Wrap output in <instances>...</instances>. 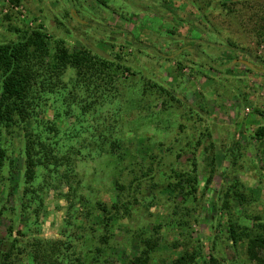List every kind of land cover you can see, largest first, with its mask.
Wrapping results in <instances>:
<instances>
[{"label": "rangeland", "instance_id": "374dc122", "mask_svg": "<svg viewBox=\"0 0 264 264\" xmlns=\"http://www.w3.org/2000/svg\"><path fill=\"white\" fill-rule=\"evenodd\" d=\"M33 29L48 34L52 53L61 45L78 59L89 51L109 61L111 78L85 84L70 66L59 88L30 101L29 123L5 135L0 261L15 236H35L45 255L29 248L15 264H75L81 254L83 264H132L147 248L143 238L151 240L149 264H177L185 252L195 254L188 264H211L212 255L218 264H259L245 240L230 237L229 221L255 232L264 223V137L256 136L264 126V64L248 57L264 60V0H0V43ZM205 37L214 45L201 43V55ZM228 42L243 51L218 47ZM29 131L70 158L68 178L37 161V177L25 184ZM173 170L197 176L193 194L186 182L175 190ZM128 172L142 201L130 215L115 213L102 241L96 202L112 204L116 180L128 181ZM26 187L37 192H28L23 209ZM70 241L77 249L67 248Z\"/></svg>", "mask_w": 264, "mask_h": 264}, {"label": "trees", "instance_id": "16d2710c", "mask_svg": "<svg viewBox=\"0 0 264 264\" xmlns=\"http://www.w3.org/2000/svg\"><path fill=\"white\" fill-rule=\"evenodd\" d=\"M150 8H153L155 13L158 15H164L165 17L173 19V21H177V25L179 26H181V24H185L192 30H196V32L201 33L200 37L203 35V30L199 26L189 23L181 16L172 14L167 16L164 13H161L162 10L158 9V6L155 5H152ZM48 38V34L42 32L41 30L33 29L22 40L0 43V185L3 182L2 170L9 158V149L6 146L5 135L9 134L14 126L22 123L27 125L29 123L28 108L29 103L33 98L41 96L43 94L41 91L46 92L49 89L59 88L63 84L62 74L67 68H70V66H73L77 70V79L79 81L81 79V81L85 84L93 83L97 81L98 78L102 79V75L104 77L111 78L110 74H107L106 71H104V69L107 68V65H110L109 61L104 58L97 57L89 51L79 53L81 57L78 59L74 52L69 51L61 45H58L56 52L52 53L48 47ZM189 40L195 41L196 44L195 38L194 40L192 38ZM202 40L197 48V52L201 55L204 54L200 48L202 45L201 43H205L210 46L214 45L210 43L206 37L202 38ZM218 43L220 44V42ZM218 47H222L221 49L227 53L243 51V49L238 47L233 42H228L223 45L221 44V46L219 45ZM248 57L253 61H258V63L264 64V60H260L257 56L253 57L248 55ZM225 61H223V64L226 63ZM97 75H100V77H97ZM40 78L44 79L41 80ZM108 81L110 80L108 79ZM150 86L156 89L162 87V85L157 82H152ZM163 91L169 95H174L171 90L165 89ZM171 97L174 98V96ZM82 102L83 100L81 103ZM87 103L88 102H86L84 106H93L90 103ZM32 135L33 134L30 131L27 133V142L25 147V184L30 183L37 177L36 170L39 165L38 162L43 163L47 167H49V165H53L57 175L59 174L58 178H60V176L64 179L65 177L68 178L71 172L70 158L66 155H64V157L63 155L59 156L58 153L56 154L51 143L38 139ZM256 136L258 138L264 137V126H261L256 130ZM112 145L120 146V144L116 141H113ZM38 146L42 149V156H40L41 151L37 153ZM37 154H39L40 157L38 156L37 158ZM192 165L194 171L196 169V163L193 162ZM172 172L174 174L173 177L177 180L174 185L175 190L178 189V186L183 182H186L190 188L188 193L193 194L195 192L198 179L194 173L192 174L175 170ZM131 174H133V172H128L124 178L122 177L123 179L128 180L126 182L121 179L116 180L115 184L118 193L112 204H109L108 201L103 198H100L96 202L98 206L97 209L101 213L106 230L108 229L109 223L115 213L130 215L132 207L142 201V199L137 196L140 188L139 186H135V182L138 179L134 176L135 178L133 177L134 179L132 178V181L129 182ZM70 188L74 189L72 186H70ZM30 190L35 193L37 192L35 187L25 188V193H27L23 194L24 196L21 198L22 205L24 206L23 209L29 207L27 201H30L31 199H29L27 195ZM240 197H242V195H240ZM228 207L229 202L228 200H225L223 202V208L228 209ZM35 213L38 214L39 210H36ZM256 218L258 219V217ZM257 230L258 231L255 232L253 229L244 227L237 222L232 220L229 221L230 237L233 241L238 243L240 240H245L249 259L258 262L259 264H264V259L259 257L260 251L264 250V223H257ZM17 231L23 235V237H26L27 234L22 232L21 228ZM108 237L109 235L107 230L106 233L100 237V239L105 241ZM30 239L31 242H28L27 239H20L15 236L12 246L6 252L1 253L2 260L0 261V264H15L16 260L19 258L18 255L21 253L23 254L24 251L29 248L31 251L33 250L35 252L34 255L36 256L45 255V251L47 250V247L44 245L45 243L41 239L37 237L35 238V236ZM143 242L147 248H145L139 256L135 257L131 261L132 264H149L150 250L152 247L151 240L143 238ZM55 245L58 247L57 243ZM67 248L77 249L76 245H74L71 241L68 242ZM80 249L79 250L82 251V247ZM49 251L50 253L55 252L50 247ZM50 253L47 254L51 256ZM194 259V253L185 252L184 255L178 258L176 263L188 264L190 260L192 261ZM56 261L61 263L59 259H56ZM75 261V264H83L82 254L79 255ZM211 264H218V260L214 255L211 256Z\"/></svg>", "mask_w": 264, "mask_h": 264}]
</instances>
